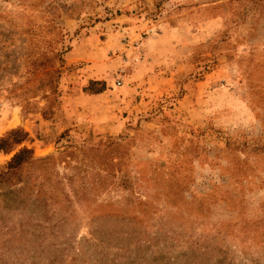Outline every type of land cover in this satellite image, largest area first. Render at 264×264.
<instances>
[{
    "label": "rangeland",
    "instance_id": "obj_1",
    "mask_svg": "<svg viewBox=\"0 0 264 264\" xmlns=\"http://www.w3.org/2000/svg\"><path fill=\"white\" fill-rule=\"evenodd\" d=\"M0 146V264H264V0H0Z\"/></svg>",
    "mask_w": 264,
    "mask_h": 264
},
{
    "label": "trees",
    "instance_id": "obj_2",
    "mask_svg": "<svg viewBox=\"0 0 264 264\" xmlns=\"http://www.w3.org/2000/svg\"><path fill=\"white\" fill-rule=\"evenodd\" d=\"M18 133L17 131H11L9 133V136H14V139L11 138L10 140V145H17L19 143H21L23 140H24V136H20V137H17ZM0 150L3 151V148L0 146ZM46 162L47 161H33L32 159V156H31V152L29 149H26L25 147L17 150L9 159V161L6 163V167H5V170L4 172H1L0 173V184L1 185H7V184H10L12 181H16V183L13 184L16 185V184H19L21 183L23 185L22 187V191H26L28 190V183L24 181H20L18 180V176H19V171L21 169V167L26 164V165H29V167H34L33 164H42V166H46ZM39 170V169H38ZM41 173H43L45 170L43 169H40ZM39 177V174H36V178ZM54 189V188H53ZM41 190V189H40ZM39 190V187H37L36 189V194L38 196H45L46 197V194H44V190ZM17 191H20L17 190ZM77 192V191H76ZM75 195H79L81 197L79 198H82V196L84 197V195H82V193H75ZM78 198V199H79ZM46 200H49L50 202H53L55 199L53 196H49Z\"/></svg>",
    "mask_w": 264,
    "mask_h": 264
}]
</instances>
